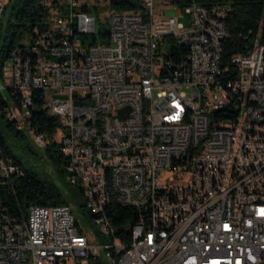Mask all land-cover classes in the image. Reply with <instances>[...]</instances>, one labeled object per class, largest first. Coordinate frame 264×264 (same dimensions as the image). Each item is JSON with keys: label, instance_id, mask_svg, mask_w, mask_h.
<instances>
[{"label": "built area", "instance_id": "2783aa9c", "mask_svg": "<svg viewBox=\"0 0 264 264\" xmlns=\"http://www.w3.org/2000/svg\"><path fill=\"white\" fill-rule=\"evenodd\" d=\"M174 1L160 0L159 13L156 0L113 11L108 39L94 44L100 25L82 0L44 1L48 28L3 68L20 98L9 118L29 128L32 94L45 91L62 122L66 179L83 187L91 227L71 206H34L17 221L0 199V264H264V29L225 61L232 7ZM176 10L185 23L168 16ZM181 160L192 170L175 169ZM13 175L19 168L0 156V181ZM106 200L137 210L125 233L101 224Z\"/></svg>", "mask_w": 264, "mask_h": 264}, {"label": "trees", "instance_id": "16d2710c", "mask_svg": "<svg viewBox=\"0 0 264 264\" xmlns=\"http://www.w3.org/2000/svg\"><path fill=\"white\" fill-rule=\"evenodd\" d=\"M44 1L9 0L5 17L0 22L1 79L4 65L12 50L23 46L27 38L31 40L36 28L41 31L48 28L50 12L44 6ZM174 3L206 7L226 4L232 7L226 21L230 35L223 43L225 61L233 54L245 51V46L249 43V40L244 38L245 35L249 32L256 34L260 27L264 29V0H176ZM109 7L112 11L120 13L139 12L142 9L139 0H109ZM83 10L94 15L98 12L96 8L86 6ZM108 34V29L100 25L98 35L91 38V43H96L99 36L106 41ZM9 92L15 104L19 105V96L12 89H9ZM9 110L0 93V156L11 160L21 172V175H13L0 181V199L8 216L17 221H24L30 208L34 206H71L76 217L90 222L92 215L86 210L83 187L71 184L66 179L67 159L55 139L62 122L59 117L50 113L45 91L33 92L31 115L28 120L30 131L35 135L44 136L47 140L44 148H38L29 134L9 118ZM42 157L51 166L53 173H47L43 169L40 163ZM114 212L117 216H113ZM107 218L111 226L121 233L125 230V226H120L122 223L136 222L137 210L122 208L112 200Z\"/></svg>", "mask_w": 264, "mask_h": 264}, {"label": "rangeland", "instance_id": "374dc122", "mask_svg": "<svg viewBox=\"0 0 264 264\" xmlns=\"http://www.w3.org/2000/svg\"><path fill=\"white\" fill-rule=\"evenodd\" d=\"M156 1H157V3L155 4V11H156V13H159L161 11V9L166 8V6L164 4H162L160 2V0H156ZM82 2L84 4H86L89 8H92V9L96 8L97 9L98 12H97V15H95V16L99 22V25H103V26H105V28L109 27L110 15L113 12L109 7V0H82ZM168 16L179 17L181 22H184V23L186 22V20L183 19V16L180 14V12L177 10L176 11H169ZM29 41H30V38H27L26 44H28ZM101 41L106 42L105 40H102V39H101ZM6 66L8 68H10L11 63L7 62ZM185 91H186L187 95L190 96V91L189 90H185ZM0 93H1L2 97L5 99V101L7 102L8 107L12 110L17 111V107L15 104L14 98L12 97V95L9 92L7 82L1 78H0ZM60 98L67 99L66 97L61 96L59 94H53L52 95V99H60ZM23 130H25L29 134L30 139L33 140L35 143L34 134L30 131V129L28 127L24 126ZM61 135H62V130L60 127L58 129V131L56 133V137H55L58 144L61 141ZM35 145H36V143H35ZM37 147L38 148H44V147H39V146H37ZM40 163H41L43 169L47 173H53L51 166L48 164V162L46 161V159L44 157L41 158ZM77 220H79V217H77ZM80 223H81L82 227H85V226L91 227V225L88 223V221H86L84 219H83V221H80Z\"/></svg>", "mask_w": 264, "mask_h": 264}, {"label": "bare ground", "instance_id": "6f19581e", "mask_svg": "<svg viewBox=\"0 0 264 264\" xmlns=\"http://www.w3.org/2000/svg\"><path fill=\"white\" fill-rule=\"evenodd\" d=\"M190 122H197V113H190ZM175 169L192 170V162H190V160L175 162ZM99 180H101V183H108V169H99ZM103 196H105V199L114 198V190L111 188H104ZM111 201L112 200H106V210H100V220L104 227H112L107 218V212L110 210ZM117 232L116 230V233ZM121 233H125V230Z\"/></svg>", "mask_w": 264, "mask_h": 264}]
</instances>
